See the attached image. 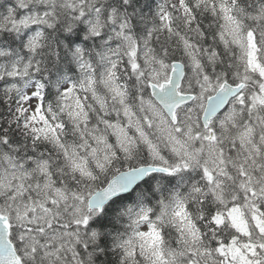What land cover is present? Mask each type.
<instances>
[{
	"label": "snow or ice",
	"instance_id": "snow-or-ice-1",
	"mask_svg": "<svg viewBox=\"0 0 264 264\" xmlns=\"http://www.w3.org/2000/svg\"><path fill=\"white\" fill-rule=\"evenodd\" d=\"M0 264H264V0H0Z\"/></svg>",
	"mask_w": 264,
	"mask_h": 264
}]
</instances>
